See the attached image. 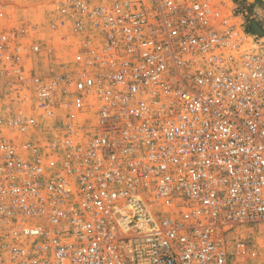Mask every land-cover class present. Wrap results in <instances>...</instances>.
<instances>
[{
    "label": "built area",
    "instance_id": "1",
    "mask_svg": "<svg viewBox=\"0 0 264 264\" xmlns=\"http://www.w3.org/2000/svg\"><path fill=\"white\" fill-rule=\"evenodd\" d=\"M53 1L64 45L49 50L67 59L43 73L38 25L16 26L0 0V264L254 255L238 233L264 220V35L249 4Z\"/></svg>",
    "mask_w": 264,
    "mask_h": 264
},
{
    "label": "rangeland",
    "instance_id": "2",
    "mask_svg": "<svg viewBox=\"0 0 264 264\" xmlns=\"http://www.w3.org/2000/svg\"><path fill=\"white\" fill-rule=\"evenodd\" d=\"M14 4L17 5L15 8V19L19 23H15L16 26L21 27L26 22H33L37 24L36 31H39L36 36L30 32L28 36L31 39H43L45 40L44 45L40 51L36 52L34 57L31 59V63L35 68L40 69L43 73L48 72L51 69V66L56 67V64L66 60L67 58L64 55L60 54L62 52H51L49 49L54 45L60 47L64 45V42L60 40V37H56L58 31L52 29L50 25V11L55 5L53 0H11ZM229 8L234 6L233 2L236 0H224ZM243 2L249 4V16L246 19V23L250 19L260 20V23L264 26V4L262 1L257 0L256 2H251L249 0H243ZM250 31V30H249ZM264 31V30H263ZM254 32V31H250ZM65 34H68L65 31ZM263 36V35H262ZM53 37V39H50ZM29 39L28 41H31ZM57 55L62 56L60 59H57ZM63 58V59H62ZM239 236L244 239L247 245L250 248V253L254 255H249L241 258L236 264H264V220L257 221L255 223L249 224L244 227H240L238 230Z\"/></svg>",
    "mask_w": 264,
    "mask_h": 264
},
{
    "label": "crops",
    "instance_id": "3",
    "mask_svg": "<svg viewBox=\"0 0 264 264\" xmlns=\"http://www.w3.org/2000/svg\"><path fill=\"white\" fill-rule=\"evenodd\" d=\"M257 23L258 26L263 30L264 29V26L260 23V20L257 18L256 20L254 19H250V21L248 22V30L250 31H254L253 27H252V23ZM255 32V31H254Z\"/></svg>",
    "mask_w": 264,
    "mask_h": 264
},
{
    "label": "water",
    "instance_id": "4",
    "mask_svg": "<svg viewBox=\"0 0 264 264\" xmlns=\"http://www.w3.org/2000/svg\"><path fill=\"white\" fill-rule=\"evenodd\" d=\"M259 1H262L263 4H264V0H259ZM252 27H253L254 31H255L258 35H260V36L264 35V31L258 26L257 23H254V22H253V23H252Z\"/></svg>",
    "mask_w": 264,
    "mask_h": 264
},
{
    "label": "bare ground",
    "instance_id": "5",
    "mask_svg": "<svg viewBox=\"0 0 264 264\" xmlns=\"http://www.w3.org/2000/svg\"><path fill=\"white\" fill-rule=\"evenodd\" d=\"M249 1H251V2H256L257 0H249ZM251 6V5H250Z\"/></svg>",
    "mask_w": 264,
    "mask_h": 264
}]
</instances>
